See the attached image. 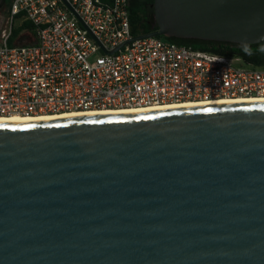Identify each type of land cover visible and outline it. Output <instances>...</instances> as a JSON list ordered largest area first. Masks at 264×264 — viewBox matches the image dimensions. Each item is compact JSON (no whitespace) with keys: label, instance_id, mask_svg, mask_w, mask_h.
I'll use <instances>...</instances> for the list:
<instances>
[{"label":"water","instance_id":"obj_1","mask_svg":"<svg viewBox=\"0 0 264 264\" xmlns=\"http://www.w3.org/2000/svg\"><path fill=\"white\" fill-rule=\"evenodd\" d=\"M153 7L124 43L264 40V0ZM0 264H264V102L0 123Z\"/></svg>","mask_w":264,"mask_h":264},{"label":"built area","instance_id":"obj_2","mask_svg":"<svg viewBox=\"0 0 264 264\" xmlns=\"http://www.w3.org/2000/svg\"><path fill=\"white\" fill-rule=\"evenodd\" d=\"M130 0H12L0 35V116L264 97V67L134 39ZM32 24L36 41L10 43Z\"/></svg>","mask_w":264,"mask_h":264},{"label":"trees","instance_id":"obj_3","mask_svg":"<svg viewBox=\"0 0 264 264\" xmlns=\"http://www.w3.org/2000/svg\"><path fill=\"white\" fill-rule=\"evenodd\" d=\"M110 1V0H107ZM10 7L12 0H6ZM154 0H130V20L132 35L134 37L153 32L158 29L154 16ZM27 28L31 30L32 24L29 21L17 26L13 30L10 43ZM169 42L192 46L197 49L209 50L219 54L241 57L246 63L254 66L264 67V40L259 43L242 44L229 41L206 40L198 38H181L175 36L158 35Z\"/></svg>","mask_w":264,"mask_h":264},{"label":"bare ground","instance_id":"obj_4","mask_svg":"<svg viewBox=\"0 0 264 264\" xmlns=\"http://www.w3.org/2000/svg\"><path fill=\"white\" fill-rule=\"evenodd\" d=\"M263 102H264V97L221 98L217 100L185 101L180 103L158 104V105L143 106V107L88 109L81 111L56 113V114H41V115H29V116H23V115L0 116V123L50 121V120L67 119V118L95 117V116L161 111L168 109L206 106V105H225V104H240V103H263Z\"/></svg>","mask_w":264,"mask_h":264},{"label":"crops","instance_id":"obj_5","mask_svg":"<svg viewBox=\"0 0 264 264\" xmlns=\"http://www.w3.org/2000/svg\"><path fill=\"white\" fill-rule=\"evenodd\" d=\"M21 26V25H19ZM27 32V37L24 38L22 36V32ZM22 32L14 39V42H17V43H22V42H27V43H30V42H35L36 41V37H35V34H34V31L33 29L31 28V30H28L27 28L23 29ZM30 37V40H27L28 38Z\"/></svg>","mask_w":264,"mask_h":264},{"label":"rangeland","instance_id":"obj_6","mask_svg":"<svg viewBox=\"0 0 264 264\" xmlns=\"http://www.w3.org/2000/svg\"><path fill=\"white\" fill-rule=\"evenodd\" d=\"M1 1V0H0ZM3 1V0H2ZM8 13H9V7L8 6H5L4 8L0 9V35H1V30L4 28L5 26V21L7 19V16H8ZM22 36L24 38L27 37V32H22ZM27 40H30V37L27 39Z\"/></svg>","mask_w":264,"mask_h":264},{"label":"flooded vegetation","instance_id":"obj_7","mask_svg":"<svg viewBox=\"0 0 264 264\" xmlns=\"http://www.w3.org/2000/svg\"><path fill=\"white\" fill-rule=\"evenodd\" d=\"M5 6H7L6 0L4 1H0V9L4 8Z\"/></svg>","mask_w":264,"mask_h":264},{"label":"snow or ice","instance_id":"obj_8","mask_svg":"<svg viewBox=\"0 0 264 264\" xmlns=\"http://www.w3.org/2000/svg\"><path fill=\"white\" fill-rule=\"evenodd\" d=\"M208 111H212V109H208ZM145 119H147V117H145ZM95 123H103V121H94Z\"/></svg>","mask_w":264,"mask_h":264},{"label":"clouds","instance_id":"obj_9","mask_svg":"<svg viewBox=\"0 0 264 264\" xmlns=\"http://www.w3.org/2000/svg\"><path fill=\"white\" fill-rule=\"evenodd\" d=\"M262 50H264V49H262Z\"/></svg>","mask_w":264,"mask_h":264}]
</instances>
